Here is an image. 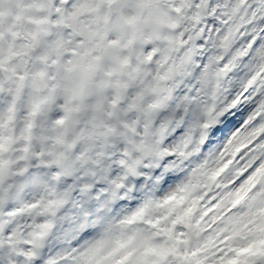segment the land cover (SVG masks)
<instances>
[{
  "label": "snow or ice",
  "instance_id": "6c2138e0",
  "mask_svg": "<svg viewBox=\"0 0 264 264\" xmlns=\"http://www.w3.org/2000/svg\"><path fill=\"white\" fill-rule=\"evenodd\" d=\"M0 264H264V0H0Z\"/></svg>",
  "mask_w": 264,
  "mask_h": 264
}]
</instances>
